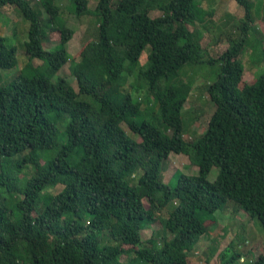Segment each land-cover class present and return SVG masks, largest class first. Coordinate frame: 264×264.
<instances>
[{
  "label": "trees",
  "instance_id": "trees-1",
  "mask_svg": "<svg viewBox=\"0 0 264 264\" xmlns=\"http://www.w3.org/2000/svg\"><path fill=\"white\" fill-rule=\"evenodd\" d=\"M39 1L46 22L28 0H0L29 23L27 60L0 84V264H193L216 249L210 219L228 201L264 227V68L242 83L239 58L254 31L252 0H235L243 15L223 52L206 59L201 39L213 10L202 0H98V35L76 56L66 47L74 30L53 24L61 5ZM69 1L76 17L88 12V0ZM52 31L58 47L45 48ZM5 40L0 82L17 62ZM68 62L77 89L57 74ZM204 62L218 63L206 85L213 112L189 136L181 113L192 85L180 68ZM158 114L164 127L148 119ZM170 153L186 155L197 173L175 171L176 182H164ZM233 241L216 264H264L263 245L244 260Z\"/></svg>",
  "mask_w": 264,
  "mask_h": 264
},
{
  "label": "rangeland",
  "instance_id": "rangeland-1",
  "mask_svg": "<svg viewBox=\"0 0 264 264\" xmlns=\"http://www.w3.org/2000/svg\"><path fill=\"white\" fill-rule=\"evenodd\" d=\"M28 1L32 8L37 12L41 21L46 22L48 20V13L43 8L42 3L39 0ZM97 1L98 0H88V12L76 17L73 13V3L71 1L55 0V2L62 7L60 6V14L55 18L53 24L57 28L61 23H64L74 30L72 38L66 44L70 56L77 54L84 43L88 40L96 39L98 35L97 17L95 16L96 14L94 11ZM252 2L254 4V31L252 30L253 33L249 35L248 43L239 55V58L244 64L242 83L252 82L255 71L258 70L259 72L264 68V61L261 55L264 47V0H252ZM201 6L205 9L213 10V15L210 17V21H208L207 24L208 30L206 32L205 30L201 32H205L201 39L202 45H206L208 48L207 53L206 50L202 53V58L206 59L210 58V56L216 57L226 48L227 43L224 40L225 34L237 25L238 19L243 15V9L235 0H202ZM158 13L159 12L157 11H152L150 12V15L155 16ZM28 25L29 23L27 19L24 18L16 6L7 4L0 8V35H3L6 38L5 43L7 46H15L17 58L14 67L1 71L2 80L0 84L5 82V80H9L14 74H17L20 67L27 60L23 41L27 39ZM216 36H220L218 37V40H221L218 45H214ZM58 39L59 35L57 31L49 32L48 41H44L43 46L50 49L57 48L59 44ZM149 51V46H146L142 50V53L138 58L137 67L143 66L146 63ZM217 71V62L212 64L208 62L188 63L180 68L181 79L188 81L192 85L191 92L184 103L181 113L184 134L188 133V127H191L194 136L199 135L200 132L206 128L208 117L213 112V104L206 94V85L215 79ZM57 74L66 76L74 88L77 89L74 78L70 72L69 62L65 63ZM129 81L130 80H128V82ZM135 96H143V91ZM148 119H151L156 123L162 122L159 114L154 119L153 117ZM161 127H164L163 122L161 123ZM188 134L189 136L191 135V133ZM189 136H186V138L189 139ZM48 153L52 155L54 152L48 151ZM188 162L189 160L186 155L170 153L168 158L163 161V164L165 163L164 169L163 165L161 169V173L163 172V181L173 185L176 182L177 177V175L174 174L175 171H180L186 174H196L197 166H191ZM217 172L218 169L213 166L208 173V180L212 181ZM172 173L173 176L171 177ZM24 175L27 177L29 174L24 173ZM59 188L60 187H54L50 190L55 192ZM232 206H234V203L228 201L220 209L214 212V218L210 219L214 221V229L210 231V236L218 235L216 249L210 257L205 258L202 256L201 259L193 258V264H216L219 258V253L225 246H228L232 239L234 240L232 244L233 247L241 251L244 260L249 257L251 258L252 254L249 251L253 249L254 244L263 245L264 249V227L259 219L256 217L248 218L242 211L237 213L235 210L233 212ZM163 212L165 213V211ZM151 231L152 229L150 228L143 230V238H148ZM240 234L244 236L245 242H243V236ZM238 235L239 239H236V236ZM209 238L210 237H204V242H207ZM197 247L198 245H196V248ZM203 254L207 255V253Z\"/></svg>",
  "mask_w": 264,
  "mask_h": 264
},
{
  "label": "clouds",
  "instance_id": "clouds-1",
  "mask_svg": "<svg viewBox=\"0 0 264 264\" xmlns=\"http://www.w3.org/2000/svg\"><path fill=\"white\" fill-rule=\"evenodd\" d=\"M188 158V157H187ZM188 164H190L189 162H188ZM164 165H165V163H164ZM164 165H163V169H164ZM191 166H194V165H192V164H190ZM213 167V166H212ZM217 168V167H216ZM218 169V168H217ZM197 173V172H196ZM162 174V178H163V172L161 173ZM165 182V181H164Z\"/></svg>",
  "mask_w": 264,
  "mask_h": 264
}]
</instances>
